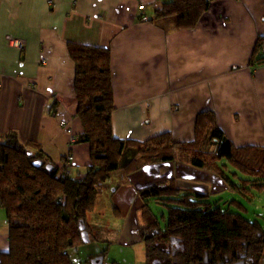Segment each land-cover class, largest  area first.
<instances>
[{
    "label": "crops",
    "instance_id": "1",
    "mask_svg": "<svg viewBox=\"0 0 264 264\" xmlns=\"http://www.w3.org/2000/svg\"><path fill=\"white\" fill-rule=\"evenodd\" d=\"M49 1L0 0V141L15 132L22 143L43 146L59 166L71 152V175L86 172L90 143L78 141L83 123L69 50L78 43L111 50L116 138L144 141L167 132L177 142L193 141L197 118L208 111L235 146L264 147V62L255 64L264 52L254 53L264 38V0H209L196 25L178 29L151 21L170 0ZM142 3L149 21L141 20ZM11 38L25 40L24 50ZM221 163L229 176L237 173L235 183L251 178ZM172 180L183 193H201L223 207L239 201L264 228V189L238 191L220 174L177 157L132 173L114 171L102 190L112 185L115 208L107 217L95 209L89 223L111 228L116 244L140 241L141 190ZM9 234L0 205V256L8 252Z\"/></svg>",
    "mask_w": 264,
    "mask_h": 264
},
{
    "label": "trees",
    "instance_id": "2",
    "mask_svg": "<svg viewBox=\"0 0 264 264\" xmlns=\"http://www.w3.org/2000/svg\"><path fill=\"white\" fill-rule=\"evenodd\" d=\"M208 6L209 0L165 1L151 21L164 22L168 29L186 28L196 25ZM69 50L76 63L77 114L83 123L78 141L90 143V163L75 178L65 165L54 163L43 146L22 143L15 132L7 133L0 141V205L6 211L10 246L0 264H74L69 250L85 243L83 225L91 240L115 242L111 228L91 224L88 217L97 207L102 186L119 169L132 173L177 157L220 174L238 191L249 186L264 189V147L235 146L212 112L197 118L193 141L177 142L167 132L144 141L116 138L110 48L70 43ZM263 50L260 37L254 53ZM257 62H264L263 54ZM222 161L251 178L235 183ZM140 196L138 234L154 264H260L264 228L246 217L247 208L239 201L232 199L223 207L201 193H183L173 180L151 185ZM152 203L167 206V216H161L164 223Z\"/></svg>",
    "mask_w": 264,
    "mask_h": 264
},
{
    "label": "rangeland",
    "instance_id": "3",
    "mask_svg": "<svg viewBox=\"0 0 264 264\" xmlns=\"http://www.w3.org/2000/svg\"><path fill=\"white\" fill-rule=\"evenodd\" d=\"M229 165V164H228ZM236 170L231 164L229 168ZM233 176V174H232ZM112 185L108 182L103 187L101 194L99 195L97 201V207L95 215L100 212L107 217V214L111 213L112 209L115 208L114 194L111 192ZM255 192H259L255 188ZM121 195V194H120ZM119 195V196H120ZM118 197V196H117ZM152 210L159 216L161 223H164L161 216L164 213L166 216L168 214V209L165 204L152 203ZM128 216V215H127ZM106 250L104 256L103 264H154L155 260H149L146 257V245L142 240L128 244L122 245L119 243L108 244L106 240H91L88 243H81V245L70 248L69 254L74 264H92L94 257L101 256ZM103 256V255H102Z\"/></svg>",
    "mask_w": 264,
    "mask_h": 264
},
{
    "label": "built area",
    "instance_id": "4",
    "mask_svg": "<svg viewBox=\"0 0 264 264\" xmlns=\"http://www.w3.org/2000/svg\"><path fill=\"white\" fill-rule=\"evenodd\" d=\"M49 3H50L51 5H54V4H53V0H50ZM145 8H146V5H145L144 3H142L141 6L139 7V9H140L141 12H142L141 20L149 21L150 19H149L148 15L146 14V12H144V9H145ZM10 42H11V44H12L13 46H16L19 50H24L25 45H26L25 40L18 39V38H14V39L11 38V39H10ZM263 52H264V50H263ZM255 64H258L257 59H256V61H255ZM62 125H63V127H65V128L67 129V131L70 132V134H71V135H70V143L75 142L76 138H75V136H74V133L72 132V127L70 126V124L65 120V121H62ZM74 159H75L74 155H73L71 152H69V153L67 154V157H66V163H65V166L67 167V171H66V172H70V170H69L70 167H69V166L74 162Z\"/></svg>",
    "mask_w": 264,
    "mask_h": 264
},
{
    "label": "water",
    "instance_id": "5",
    "mask_svg": "<svg viewBox=\"0 0 264 264\" xmlns=\"http://www.w3.org/2000/svg\"><path fill=\"white\" fill-rule=\"evenodd\" d=\"M35 165L41 166L42 163L40 161H36ZM81 228L83 229L81 236L83 237L84 242L85 243L90 242L91 241V236H89L88 230L86 229V227L84 225L81 226ZM104 260H105L104 256H102V255L101 256H97V257H94V260L92 261V264H103ZM235 264H243V263H235Z\"/></svg>",
    "mask_w": 264,
    "mask_h": 264
},
{
    "label": "bare ground",
    "instance_id": "6",
    "mask_svg": "<svg viewBox=\"0 0 264 264\" xmlns=\"http://www.w3.org/2000/svg\"><path fill=\"white\" fill-rule=\"evenodd\" d=\"M159 260V259H158ZM159 262V261H158Z\"/></svg>",
    "mask_w": 264,
    "mask_h": 264
}]
</instances>
